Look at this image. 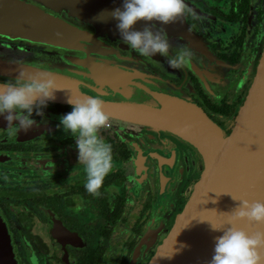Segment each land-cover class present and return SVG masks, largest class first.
Returning a JSON list of instances; mask_svg holds the SVG:
<instances>
[{
  "label": "flooded vegetation",
  "instance_id": "af4514ba",
  "mask_svg": "<svg viewBox=\"0 0 264 264\" xmlns=\"http://www.w3.org/2000/svg\"><path fill=\"white\" fill-rule=\"evenodd\" d=\"M184 2L191 10L184 16L190 35L164 34L170 56L182 46L191 50L186 68H170L159 55L141 57L113 34L97 37L100 54L89 49L97 74L83 66L80 51L0 38V53L58 74L67 91L107 103L152 106L157 95L190 101L228 136L264 51V0ZM40 8L96 33L66 13ZM28 47L27 58L5 51ZM114 73H123L117 82L122 84L113 86ZM104 79L111 86L100 84ZM56 99L43 116L33 114L31 129L16 136L8 134L0 116V228H6L15 258L19 264H148L200 178V155L162 129L108 115L109 126L100 135L112 146L114 167L100 196L93 197L84 188L75 141L58 127L71 105Z\"/></svg>",
  "mask_w": 264,
  "mask_h": 264
},
{
  "label": "water",
  "instance_id": "95a60500",
  "mask_svg": "<svg viewBox=\"0 0 264 264\" xmlns=\"http://www.w3.org/2000/svg\"><path fill=\"white\" fill-rule=\"evenodd\" d=\"M122 2L123 0H0V38L19 40L31 47L52 46L80 51L84 54L83 66L95 74L98 66L89 60V49L92 52L98 50L97 54H100L101 43L97 41L98 36H120L117 21L108 13L121 7ZM40 6L66 13L94 28L96 33L93 35L84 32L75 23L63 21L53 13L45 12ZM145 26L143 22L138 23L135 30H142ZM156 27L163 28L164 33L169 35H190L184 17L174 24H157ZM87 44L91 47H87ZM12 49L5 48V51L14 53L16 58L19 54L27 58L31 48ZM4 55L5 53H0V77L15 79L19 68L35 69L3 57ZM55 75L57 84L63 86L61 78L58 74ZM112 75L116 79L113 86L122 84L117 82L123 73ZM99 82L110 86L112 84L106 79ZM113 92L122 93L121 89H114ZM55 95L61 98L56 100L65 102L70 97L75 100L86 96L75 90L58 91ZM156 102L152 106L131 101L104 102L107 115L162 129L193 147L203 162V171L188 201L148 264H209L214 254L215 237L223 234L212 231L210 223L219 227L226 222L227 216L224 213H230L239 204L233 197L250 202L264 201V51L254 82L228 136L190 101L172 95H157ZM216 193L228 194L217 196ZM237 226L249 233L264 231V226L248 225L246 222ZM0 264H19L4 227L0 228Z\"/></svg>",
  "mask_w": 264,
  "mask_h": 264
},
{
  "label": "clouds",
  "instance_id": "9594fccd",
  "mask_svg": "<svg viewBox=\"0 0 264 264\" xmlns=\"http://www.w3.org/2000/svg\"><path fill=\"white\" fill-rule=\"evenodd\" d=\"M190 12L184 0H123L121 7L108 15L117 21L121 42L128 48L145 58L165 57L170 68L182 69L191 62V50L182 46L170 56L164 29L157 30L155 26L174 24ZM141 22L146 26L135 30ZM63 90L54 73L35 69L19 68L15 79L0 82V116L7 122L8 134L16 136L21 130L31 129L36 123L33 114L43 116L48 102L54 101L56 92ZM67 102L72 110L60 118L58 127L74 139L78 164L84 173V188L89 195L98 197L114 167L112 146L100 135L109 126L104 100L99 96H83L75 100L70 97ZM233 199L239 204L230 213H224L227 220L222 226L209 222L212 231L223 233L215 237L209 264H264V231L249 233L237 226L242 222L264 226V201Z\"/></svg>",
  "mask_w": 264,
  "mask_h": 264
}]
</instances>
